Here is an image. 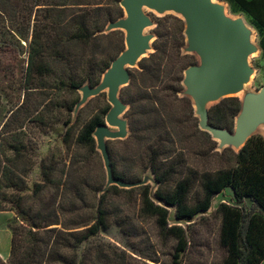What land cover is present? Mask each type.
<instances>
[{
    "label": "trees",
    "instance_id": "trees-1",
    "mask_svg": "<svg viewBox=\"0 0 264 264\" xmlns=\"http://www.w3.org/2000/svg\"><path fill=\"white\" fill-rule=\"evenodd\" d=\"M224 1L231 12L244 14L258 32L264 33V0ZM119 2L0 0V91L15 95L5 115L0 116L4 118L0 120V212L14 211L16 215L7 225L9 251L0 264H160L157 251L135 254L98 238L100 231L111 225L129 238L134 230L132 219H149L167 248L165 264H187L194 248L208 247L196 240L194 225L203 221L202 214L209 210L212 199L227 188L236 205L219 203L213 212L219 220L216 245L222 256L218 264H262L264 139L252 135L229 161L223 157L230 148L215 151L219 161L211 169L195 168L183 161L177 146L180 139L164 111L166 101L156 103L150 96L156 93L155 87L164 88L163 71L169 55L160 24L154 29L153 52L138 63L141 70L136 73L143 78V92L137 98L130 97L136 77L129 73L121 93L129 106L126 139L136 138L143 146L145 169L150 170L157 185L154 192L143 184L121 188L105 183L94 189L92 204L83 203V162L75 151L83 146L96 148L93 132L99 124L92 121L74 140L68 133L63 138L66 153L71 152L63 164L65 169L57 171L53 154L47 152L38 162L39 182L24 193L26 177L35 164V144L25 133L20 114L23 112L24 121H42L40 113L46 106L32 103L29 96L49 88L48 82L56 76L71 90L84 84L95 87L100 82L116 56L100 55L99 43L111 34H105L104 28L123 17L121 8L113 11ZM168 88L174 98L181 91L180 87ZM240 107L235 97L223 99L208 110L209 123L232 131ZM214 148L209 149L211 153ZM110 166L115 180L141 182L128 183L124 174ZM120 192H136L139 203L133 217L111 201ZM245 200L250 208L238 205ZM169 209L176 220L190 222L199 217L186 228L169 225Z\"/></svg>",
    "mask_w": 264,
    "mask_h": 264
},
{
    "label": "rangeland",
    "instance_id": "rangeland-1",
    "mask_svg": "<svg viewBox=\"0 0 264 264\" xmlns=\"http://www.w3.org/2000/svg\"><path fill=\"white\" fill-rule=\"evenodd\" d=\"M211 2L221 6L226 17L242 21L250 32V43L255 47V51L248 57V66L252 70L248 82L245 83L242 89L236 94L210 102L207 105L208 110L228 97H235L241 102L246 95L256 94L260 88L264 86V33L258 32L244 14L231 12L228 4L224 0H211ZM118 7L120 8L119 3L113 8V11H116ZM143 13L151 21V25L143 32L145 35L151 36L149 41L150 48L133 68L128 69L130 75L136 77V86L129 91V95L132 98H137L144 90L142 85L144 83L142 80L143 78H141L136 71L141 70L138 63L153 52L152 44L156 39L154 29L157 24H160L162 32L164 33V38L167 41L169 55L163 71L164 80L162 84H164V88L160 90L161 86H159L160 88L155 87L154 90L156 93H151L150 96H152V99L156 103H162L163 100L166 101V103H164L166 105L164 111L171 117L172 127L176 135L175 137L180 139L179 145L177 146L182 151L183 161L185 160L187 164L195 168L206 166V168L211 169L219 161L217 156L214 155V152L220 153L223 149H218L217 142L213 141L208 134L198 128V119L194 115L192 102L189 98L182 95L184 89L181 83L183 72L189 66L198 63L196 55L185 51L183 20L179 15L172 12L159 14L153 10L143 8ZM103 32L105 34L110 32L111 34L100 40V55L117 57L125 48L123 31H108L105 27ZM55 78L56 79H50L48 82L49 88L40 94L37 92L29 96L32 103H41L46 106L40 113L42 121L38 122L32 118L24 121L22 120L24 118L23 112L20 114L19 120L24 123V131L35 144V164L26 177V185L28 188L24 193H29L31 185L40 180L38 168L40 158L47 154V152H51L56 163L57 171L60 172L62 169H65L63 168V164L68 161L71 156V152L67 154L63 146L62 140L65 135L68 133L70 139L74 140L84 125L92 121L103 124L105 115L110 109V105L106 100V91L87 98L83 104L77 106L81 98L79 89L71 90L67 87L65 82L58 80L59 77L56 76ZM180 79L181 81L179 82ZM6 80L9 81L8 78ZM83 86L88 85L84 84ZM124 87L126 86L121 87L118 92L120 101L125 105V110L119 118L124 120L127 125L128 119L126 113L129 106L121 99V93ZM168 87H174V89L180 87L181 91L176 93L174 98ZM14 96L15 95L10 92L4 93L0 91V116L5 115V111L10 105L9 101H12ZM219 110L222 114L224 112V107ZM0 120H4V118H0ZM108 128L111 131L117 130L115 127L108 126ZM126 131L127 135L122 140H105L109 162L113 165L117 173L124 174L125 179L129 181L128 183L144 181L143 185H147L149 191L153 193L157 185L150 170L145 169L143 146L137 142L136 138L126 139L129 133L128 125ZM253 136H259L264 139V124H260L256 128ZM214 142L216 143L215 145L212 144ZM212 146L215 147L212 151L213 153L209 150ZM230 150L231 151L226 153L223 157L224 159H228V161L231 159L232 154L238 151V149L233 148H230ZM75 152L77 153V157L83 162L81 172L83 181L86 185L83 192V203L85 205H90L94 202V189L105 186V170L100 154L96 148L90 149L83 146L76 149ZM201 152H203L204 155L201 154ZM98 195L99 194H97V196ZM111 201L117 204L122 213H125L129 217L134 216L136 207L139 203L136 192L132 194L120 192L115 197H112ZM219 203L236 205L229 188L212 199L209 210L202 214L204 217L203 221L194 225L193 230L197 232L196 240L198 242L203 241L202 243L208 244V247L194 248L187 259V264L219 263L222 256L221 251L216 245V232L219 220L213 215ZM238 205L245 208L251 207L250 202L247 200ZM198 217L199 216L193 219V221L198 220ZM15 219L16 215L14 211L0 212V261L2 262L6 261L9 251L10 233L7 229V225L10 221ZM190 222L187 220H176L173 215V210L169 209V225H179L186 228L187 224ZM131 223L134 226V230H132V236L129 238L122 235L119 228L114 225L101 230L98 238L127 252L132 250L135 254H147L152 251H157L160 264H165L166 256L164 254L167 248L163 241L158 238L156 230L149 219L141 221L132 219ZM135 257L139 260V257ZM262 264H264V261Z\"/></svg>",
    "mask_w": 264,
    "mask_h": 264
},
{
    "label": "water",
    "instance_id": "water-1",
    "mask_svg": "<svg viewBox=\"0 0 264 264\" xmlns=\"http://www.w3.org/2000/svg\"><path fill=\"white\" fill-rule=\"evenodd\" d=\"M123 17L110 22L106 30L124 33V50L111 62L95 87L79 89L81 98L77 106L87 98L106 91L110 109L104 123L96 126L93 138L106 175V186L131 188L113 178L105 140H122L126 137V122L119 118L125 105L118 97L119 89L129 82V68L149 50L150 35L144 30L151 25L143 8L156 13L172 12L184 23L185 51L197 56L198 63L183 72L182 95L192 102L198 128L217 142L218 149H240L260 124H264V86L256 94H248L241 101L234 121L233 131L215 127L209 123L207 105L239 92L252 73L248 57L255 51L250 43V32L241 20L230 19L223 8L211 0H120ZM115 127L116 131L109 130Z\"/></svg>",
    "mask_w": 264,
    "mask_h": 264
}]
</instances>
